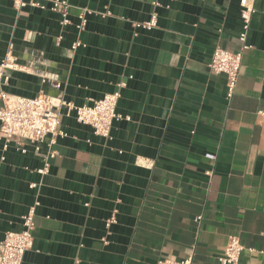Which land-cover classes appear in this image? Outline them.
I'll list each match as a JSON object with an SVG mask.
<instances>
[{"label": "crops", "instance_id": "obj_1", "mask_svg": "<svg viewBox=\"0 0 264 264\" xmlns=\"http://www.w3.org/2000/svg\"><path fill=\"white\" fill-rule=\"evenodd\" d=\"M66 1L68 24L0 0V61L12 42L22 66L6 70L4 90L83 105L126 82L117 111L130 119L105 138L62 107L67 135L46 174L32 144L0 151V241L38 200L22 264H219L231 235L244 245L240 264H264V0L231 101L209 63L216 47L241 48L240 0ZM154 10L155 28L133 25Z\"/></svg>", "mask_w": 264, "mask_h": 264}, {"label": "built area", "instance_id": "obj_2", "mask_svg": "<svg viewBox=\"0 0 264 264\" xmlns=\"http://www.w3.org/2000/svg\"><path fill=\"white\" fill-rule=\"evenodd\" d=\"M50 5H46L43 0H14V7L21 11L31 7L47 8L61 15L62 24H68L69 3L66 0H49ZM256 0H240L242 31L239 34L241 48L238 51H230L222 47H216L209 66L215 73H223L227 77L226 97L228 101L233 98L242 66L243 51L250 48L247 43V35L250 28L252 15L255 12ZM159 6L160 3L155 1ZM88 9H82L78 16L80 22L77 24L78 30H83L88 22ZM106 14H110L108 11ZM135 27L143 29H153L158 25V12L154 10L147 21L134 22ZM80 40L73 42L72 49L82 46ZM14 44L9 43L5 57L0 61V151H7L14 147L16 151L27 153L28 143L34 146L36 154L42 156L43 166L38 171L42 174L49 172L51 159L55 158L58 151L54 149L58 137L67 135L64 129H60L61 108L65 107L67 113H75L76 120L91 127L96 135L109 138L113 122L116 119L127 118L117 111L121 90L126 86V82H121L119 88L110 93L104 94L98 99H92L91 104L77 105L73 101L62 98L51 97L45 93H39L34 97L10 94L4 90L3 86L9 80L6 70H21L17 57L13 54ZM60 87V83H56ZM264 114V112H263ZM45 147V151H43ZM206 157L215 160L216 155L207 153ZM4 159V156H2ZM30 187H36V183H30ZM36 200L26 213L21 216L22 229L19 231H8L2 241H0V264H22L24 255L34 243L33 230L35 227L34 218L39 205ZM202 216H198L199 221ZM112 219L110 222H112ZM244 245L238 235H231L225 247L224 253L218 257L219 264H240V259ZM158 264H198L190 256L186 259H162Z\"/></svg>", "mask_w": 264, "mask_h": 264}]
</instances>
